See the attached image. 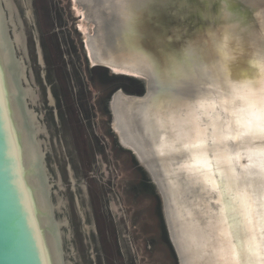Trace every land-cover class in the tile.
Here are the masks:
<instances>
[{"label": "water", "instance_id": "obj_1", "mask_svg": "<svg viewBox=\"0 0 264 264\" xmlns=\"http://www.w3.org/2000/svg\"><path fill=\"white\" fill-rule=\"evenodd\" d=\"M70 1L92 67L143 85L106 109L177 264H264V0ZM0 264H130L54 0H0Z\"/></svg>", "mask_w": 264, "mask_h": 264}, {"label": "rangeland", "instance_id": "obj_2", "mask_svg": "<svg viewBox=\"0 0 264 264\" xmlns=\"http://www.w3.org/2000/svg\"><path fill=\"white\" fill-rule=\"evenodd\" d=\"M54 5L71 43L130 264H177V257L168 240L160 195L111 128V116L106 109L107 96L116 88L107 78L113 72L107 73L106 78L103 71L92 68L85 49V38L78 28L79 14L71 1L54 0Z\"/></svg>", "mask_w": 264, "mask_h": 264}, {"label": "trees", "instance_id": "obj_3", "mask_svg": "<svg viewBox=\"0 0 264 264\" xmlns=\"http://www.w3.org/2000/svg\"><path fill=\"white\" fill-rule=\"evenodd\" d=\"M92 68H96L95 70L98 71L99 69L101 71H103L105 77L107 78V73L110 72L109 69L102 67V66H97V67H92ZM110 80V84L113 85L114 88H117L119 86L124 87L126 91L128 92H142L143 90V85L142 83H140L139 80L135 79V78H128V77H124V76H120V75H111L109 78H107ZM111 94V93H110ZM110 95L107 96V99L109 98ZM105 110V108H104ZM108 113V111H107ZM109 115V113H108ZM134 159V158H133ZM145 188V187H144ZM170 244V243H169Z\"/></svg>", "mask_w": 264, "mask_h": 264}, {"label": "bare ground", "instance_id": "obj_4", "mask_svg": "<svg viewBox=\"0 0 264 264\" xmlns=\"http://www.w3.org/2000/svg\"><path fill=\"white\" fill-rule=\"evenodd\" d=\"M112 68H114L115 70H118V71H123V72H127V73H130V72H132V73H134V74H136V73H139V72H134V71H127V70H124V69H121V68H117V67H112ZM114 124H115V129H116V131H118V128H117V124H116V121L114 120ZM119 133H120V131H118ZM122 138V137H121ZM122 140L124 141V142H126V143H128L124 138H122ZM129 144V143H128ZM130 145V144H129Z\"/></svg>", "mask_w": 264, "mask_h": 264}, {"label": "flooded vegetation", "instance_id": "obj_5", "mask_svg": "<svg viewBox=\"0 0 264 264\" xmlns=\"http://www.w3.org/2000/svg\"><path fill=\"white\" fill-rule=\"evenodd\" d=\"M113 75V74H112Z\"/></svg>", "mask_w": 264, "mask_h": 264}]
</instances>
